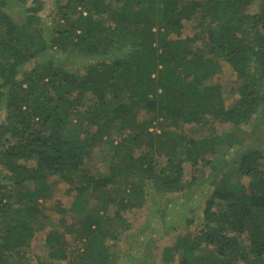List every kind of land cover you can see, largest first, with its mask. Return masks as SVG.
<instances>
[{
	"label": "trees",
	"instance_id": "1",
	"mask_svg": "<svg viewBox=\"0 0 264 264\" xmlns=\"http://www.w3.org/2000/svg\"><path fill=\"white\" fill-rule=\"evenodd\" d=\"M14 1L28 0H0V264H114V243L149 193L189 187L186 162L228 169L210 184L201 228L181 234L168 259L264 264V152L229 160L235 135L215 128L248 123L264 104V0H57L52 31L41 5L16 21L6 8ZM49 49L90 61L74 72L50 60L19 77ZM224 63L235 78L224 80ZM180 122L211 135L188 138ZM53 175L74 185L79 220L46 232L40 244L49 251L33 260L25 248L46 228L39 200Z\"/></svg>",
	"mask_w": 264,
	"mask_h": 264
},
{
	"label": "rangeland",
	"instance_id": "2",
	"mask_svg": "<svg viewBox=\"0 0 264 264\" xmlns=\"http://www.w3.org/2000/svg\"><path fill=\"white\" fill-rule=\"evenodd\" d=\"M32 5L42 6L38 14L42 17V24L46 28L48 27L50 31L57 28L54 23L58 9L57 0H28L23 5H19L17 1H14L11 6L6 8L16 21L20 22L25 18V7ZM258 5H260L259 2L251 8V11L258 10ZM197 22V19L187 20L184 33H193ZM50 60L62 63L66 69L74 72L84 71L85 66L90 61H87L85 57L70 59L66 57V53L49 49L42 56L40 55L25 63L20 70L19 77L21 78L23 72L29 71L33 67L49 64ZM223 66L225 81L236 77L232 66L227 63H224ZM233 103L234 99L228 101L229 105ZM147 118H151V116L149 115ZM6 120L7 109L5 105H1L0 124ZM154 121L156 127H151V129L158 128V132L162 131L164 128L163 121L156 118ZM179 125L177 131L188 138L201 139L211 135L209 131L205 128L202 129L199 125L185 122H180ZM215 128L216 133L229 131L235 135L233 147H227L229 150L227 158L229 160L237 158L251 149H259L264 152V104L256 110L248 123L241 125L232 123L217 124ZM93 130H96V127ZM109 146L108 143L104 142L95 148L96 160L89 165L92 173L98 172L99 154L107 151ZM226 146H228V143L224 144L222 148ZM213 164L215 165L195 170L191 163L186 162L184 167L186 179L190 183L189 187L176 192L153 190L149 193L143 206L132 212L130 216L131 227L114 243L113 251L116 255L114 264H178L179 255H171V260H169L165 255V251L177 241L181 234L197 233L201 228L205 204L212 192L210 184L215 179H221L228 169L227 164L224 162ZM6 173L7 169L0 165V175ZM50 184L52 186L50 191L39 200L40 205H44L42 212L44 216L40 221H43L46 228L44 231L37 232L36 236H40V240L33 239L29 246L25 248L26 255L33 260L37 255H45L49 251V247L44 244L41 245V242H44L43 239L46 238V232L56 228L64 230L66 227H70L72 223L78 224L79 220L70 211L76 195L74 185L63 180L59 175H53L50 178ZM62 209L65 211H62ZM67 236L72 241L76 239L75 234L71 232L67 233ZM240 241L244 244L246 242ZM75 243L79 242L75 240ZM243 260V258L240 261L234 260L232 264H252L250 261Z\"/></svg>",
	"mask_w": 264,
	"mask_h": 264
}]
</instances>
